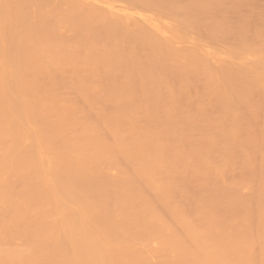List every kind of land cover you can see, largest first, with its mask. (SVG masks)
Masks as SVG:
<instances>
[{"label": "bare ground", "instance_id": "obj_1", "mask_svg": "<svg viewBox=\"0 0 264 264\" xmlns=\"http://www.w3.org/2000/svg\"><path fill=\"white\" fill-rule=\"evenodd\" d=\"M0 264H264V0H0Z\"/></svg>", "mask_w": 264, "mask_h": 264}]
</instances>
